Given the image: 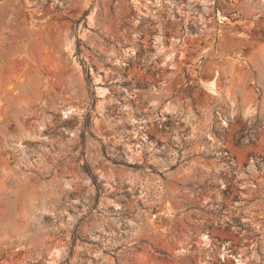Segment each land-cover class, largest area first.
Instances as JSON below:
<instances>
[{"label": "rangeland", "instance_id": "rangeland-1", "mask_svg": "<svg viewBox=\"0 0 264 264\" xmlns=\"http://www.w3.org/2000/svg\"><path fill=\"white\" fill-rule=\"evenodd\" d=\"M0 264H264V0H0Z\"/></svg>", "mask_w": 264, "mask_h": 264}]
</instances>
